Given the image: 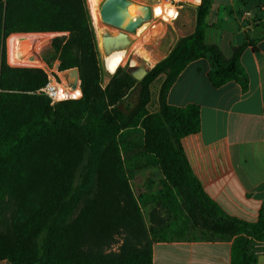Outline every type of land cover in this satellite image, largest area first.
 I'll return each instance as SVG.
<instances>
[{
	"label": "trees",
	"instance_id": "1",
	"mask_svg": "<svg viewBox=\"0 0 264 264\" xmlns=\"http://www.w3.org/2000/svg\"><path fill=\"white\" fill-rule=\"evenodd\" d=\"M210 8L211 0H202L195 30L140 82L118 68L103 87L87 0H0V260L153 264L154 242L200 239L232 240L230 264H258L252 245L264 242V209L249 222L209 197L181 145L201 128L199 107L167 102L178 76L198 59L209 62L214 87L235 81L248 89L241 55L250 38L230 58L207 44ZM20 33L63 34L52 49L60 70L79 69L80 99L51 105L41 92L44 70L8 63L7 38ZM161 75L159 109L149 112L150 86ZM137 86V105L122 109ZM148 167L160 171V188L136 195L130 180ZM192 231L200 236L190 238Z\"/></svg>",
	"mask_w": 264,
	"mask_h": 264
},
{
	"label": "crops",
	"instance_id": "2",
	"mask_svg": "<svg viewBox=\"0 0 264 264\" xmlns=\"http://www.w3.org/2000/svg\"><path fill=\"white\" fill-rule=\"evenodd\" d=\"M187 7L194 11L177 24L182 37L190 35L196 26V8ZM247 12L251 17L245 26L241 18ZM206 21L205 42L219 47L226 58L249 36L253 44L248 41L241 55L249 78L248 89L242 91L235 81L214 87L208 78L209 62L198 59L178 76L167 102L175 107H199V132L181 139L191 170L209 197L227 214L255 222L264 209V0H211ZM158 109L159 101L155 112ZM232 243L156 241L153 264H230ZM252 252L258 264H264V242H255ZM0 264L11 263L0 260Z\"/></svg>",
	"mask_w": 264,
	"mask_h": 264
},
{
	"label": "rangeland",
	"instance_id": "3",
	"mask_svg": "<svg viewBox=\"0 0 264 264\" xmlns=\"http://www.w3.org/2000/svg\"><path fill=\"white\" fill-rule=\"evenodd\" d=\"M135 2L143 5H148L150 3V0H134ZM193 9L190 7L185 8L184 11H182L181 16L177 20V22H174L173 24H155L156 26L154 28H151V25H147L142 31L140 27L138 28L137 33H128L125 32V38L129 41V45L127 46L128 49L131 50V47H133V44H142V47L144 48V51H147L150 55H152L153 58H150L148 55L145 56V58H141L136 56L133 52L130 54L129 59L127 63L124 66H121V75L122 74H129L131 75L137 82H140L141 79L136 78L137 75H142L144 71L149 72L158 62L162 61L167 55L169 54L170 50L174 47L176 41L183 36V32H180L177 28V24L182 20H187L188 17L192 16ZM148 23V22H146ZM144 25V24H143ZM142 27V26H141ZM137 32V31H136ZM40 34V33H39ZM44 38H49L46 46L44 49H42L39 52L40 59L45 63V66L43 68H50L54 71L55 77L59 79H66V71L68 70H60V60L55 56L54 51L52 49V41L55 38L56 34H41ZM40 36L38 42L42 39ZM9 39V38H8ZM8 39L6 41L7 45V56H8V63L12 66H18V67H31V68H38L44 70L42 65H32V66H20V65H14L10 61V55H9V47H8ZM35 40V39H34ZM98 41V40H97ZM37 42V43H38ZM99 53H100V60H101V67H102V86L106 87L108 83L111 81V78L114 76V74L109 75L105 69H104V62H103V49L100 50L98 45ZM132 60L136 63H132ZM150 62V63H149ZM155 64V65H154ZM77 68V67H76ZM58 74V75H57ZM165 76L161 75L158 79H156L150 86L151 90V101L149 105L147 106L149 112H155L157 109L158 104V98H159V91L161 84L164 80ZM139 101V87H135L132 89L124 104L121 105L122 109H125V107H134L137 105ZM150 168V167H149ZM137 170L135 171L134 175L132 176L130 180V184L135 192L136 195H139L141 193H155L160 188V171L157 167H155L152 170ZM134 180V181H133ZM151 207L144 208L145 218L148 223V213ZM190 238H198L200 236L198 231H192L190 232Z\"/></svg>",
	"mask_w": 264,
	"mask_h": 264
},
{
	"label": "water",
	"instance_id": "4",
	"mask_svg": "<svg viewBox=\"0 0 264 264\" xmlns=\"http://www.w3.org/2000/svg\"><path fill=\"white\" fill-rule=\"evenodd\" d=\"M156 2L157 0H150V4ZM191 7L196 8V6ZM100 15L105 25L119 31L118 34L107 33L103 35L104 56H109L114 51L127 49L129 41L125 38L124 33H136L139 27L152 20L150 5L139 4L134 0H104L100 6ZM29 34L31 33L13 34L19 35L17 39L19 49L17 52L18 58L24 57L23 48L27 41L26 36ZM60 36H63V34L58 33L55 37ZM36 58L37 55H34L30 57V60H36ZM147 73V71H144L142 75H137L136 78L142 80ZM65 75L68 85L75 88L77 82L80 80L79 69L76 67L71 68L66 71Z\"/></svg>",
	"mask_w": 264,
	"mask_h": 264
},
{
	"label": "bare ground",
	"instance_id": "5",
	"mask_svg": "<svg viewBox=\"0 0 264 264\" xmlns=\"http://www.w3.org/2000/svg\"><path fill=\"white\" fill-rule=\"evenodd\" d=\"M87 1H88V6H89L90 13H91V17H92L94 30L97 36L98 45H99L100 50H102L103 49V35L107 33L118 34L119 31L117 29H114V28H111L105 25L103 21L101 20L100 6L104 0H87ZM147 25L148 23H145L144 25H142V27H140L141 31ZM136 33L139 34L138 30ZM40 36L42 37L41 34H35V33L27 35L26 36L27 41H26L25 47L23 48L24 57L18 58L17 52L19 49H18L17 39L19 38V35H11L8 39V47H9V55H10L11 63L14 65H20V66L42 65L41 68H43L45 66V63L40 59L38 54L42 49L45 48L49 38L42 37V39L38 42ZM130 52L131 53L133 52L136 56L141 57L143 59L147 55L150 58H153L152 55L147 53V51H144L142 44H139V43L133 44V47H131V50L124 49L120 51H114L109 56L103 55L102 58L104 62L105 71L109 75L114 74V72L119 67L124 66L127 63L129 56L131 54ZM34 55H37L36 60H30V57ZM135 61L132 60V63L135 64L136 63Z\"/></svg>",
	"mask_w": 264,
	"mask_h": 264
},
{
	"label": "built area",
	"instance_id": "6",
	"mask_svg": "<svg viewBox=\"0 0 264 264\" xmlns=\"http://www.w3.org/2000/svg\"><path fill=\"white\" fill-rule=\"evenodd\" d=\"M202 0H157L156 3L148 4L152 11V20L148 22L151 28L155 24H173L176 22L181 11L187 6H199ZM251 17V12L245 13L241 21L245 26H248V19ZM48 76V81L41 89V92L51 100V105L58 104L63 101L77 100L82 97L81 82H77L75 88L68 85L67 79H57L52 69L43 68ZM58 75V74H57Z\"/></svg>",
	"mask_w": 264,
	"mask_h": 264
}]
</instances>
